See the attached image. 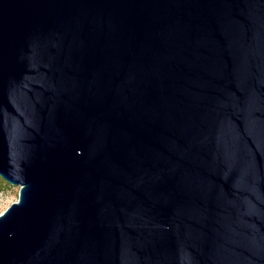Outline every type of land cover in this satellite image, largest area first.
Listing matches in <instances>:
<instances>
[{
  "label": "water",
  "instance_id": "obj_1",
  "mask_svg": "<svg viewBox=\"0 0 264 264\" xmlns=\"http://www.w3.org/2000/svg\"><path fill=\"white\" fill-rule=\"evenodd\" d=\"M0 264H264V0H0Z\"/></svg>",
  "mask_w": 264,
  "mask_h": 264
},
{
  "label": "rangeland",
  "instance_id": "obj_2",
  "mask_svg": "<svg viewBox=\"0 0 264 264\" xmlns=\"http://www.w3.org/2000/svg\"><path fill=\"white\" fill-rule=\"evenodd\" d=\"M20 186H15L0 176V214L19 200Z\"/></svg>",
  "mask_w": 264,
  "mask_h": 264
}]
</instances>
